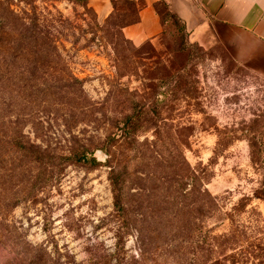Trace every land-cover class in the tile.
I'll return each instance as SVG.
<instances>
[{
	"label": "rangeland",
	"instance_id": "obj_1",
	"mask_svg": "<svg viewBox=\"0 0 264 264\" xmlns=\"http://www.w3.org/2000/svg\"><path fill=\"white\" fill-rule=\"evenodd\" d=\"M0 3L56 50L38 80L0 85V264H264V79L169 16L134 44L140 2ZM131 107L133 141L104 151ZM15 128L48 153L43 167L13 146ZM82 148L96 167L61 159Z\"/></svg>",
	"mask_w": 264,
	"mask_h": 264
},
{
	"label": "crops",
	"instance_id": "obj_2",
	"mask_svg": "<svg viewBox=\"0 0 264 264\" xmlns=\"http://www.w3.org/2000/svg\"><path fill=\"white\" fill-rule=\"evenodd\" d=\"M139 22L126 28L136 45L164 32L155 5L164 2L184 24L191 42L221 46L236 65L264 79V0H144ZM264 215V205L260 207Z\"/></svg>",
	"mask_w": 264,
	"mask_h": 264
},
{
	"label": "trees",
	"instance_id": "obj_3",
	"mask_svg": "<svg viewBox=\"0 0 264 264\" xmlns=\"http://www.w3.org/2000/svg\"><path fill=\"white\" fill-rule=\"evenodd\" d=\"M87 1V0H84ZM129 4L135 5L137 2H140L142 7L145 5L144 0H126ZM163 8L162 10L160 8ZM141 10V9H140ZM155 10L159 14L162 25L164 26V32L166 29L167 22L165 21V17L169 16L174 21H177L182 29L184 30L186 37L187 31L182 23V21L173 13H171L169 6L160 2L155 5ZM139 22V14L138 20L129 25H136ZM163 32V33H164ZM38 29L35 25L27 23L21 18L17 17L9 7H2L0 3V85L4 86L7 82H12L13 80L21 81L23 78L27 80H38L36 77L39 74L40 69H45L48 64V60L51 58L52 54L56 51L52 44H49L45 40L39 37ZM35 60L37 64H30V70L27 68L21 69L20 67H14L17 62L25 61V59ZM37 60L39 62L37 63ZM47 62V64H46ZM40 65V68H39ZM75 84L79 83L76 80ZM75 85H67L64 88L71 89L74 88ZM7 90H9L7 88ZM14 91V90H11ZM43 92V91H42ZM11 93V92H10ZM138 122V118H135V114H133V108L131 107V113L123 116L121 119H115L112 122V129L115 131L110 134L107 138V143L102 146L104 151L110 147L115 146L118 143L119 139L123 141L132 142L133 136L130 134L131 129L136 126ZM7 130L8 128L5 126L4 121L0 120V139L7 138ZM16 130V128H15ZM18 137H17V136ZM14 139L13 146L17 151L23 152V155L28 153H36V163L38 165L44 166L43 156L48 155V153L40 151V149L30 143V141H26L27 138H24L21 133H18L16 130V134L12 136ZM25 139V140H24ZM2 140V139H1ZM49 156V155H48ZM56 158V157H55ZM2 159V158H1ZM61 159L64 161H68L76 164H84L90 167H96L98 164L96 159L93 156V151L88 148H82L80 151H74L69 156H63ZM1 162V161H0ZM118 175L117 173L113 174L112 178V188L115 196V208L116 212L119 214L121 219L126 221L125 207L123 206V202L121 200V195L119 194L120 189L118 188ZM185 180L190 182V185H193L195 181H197V177L195 175H188ZM202 205L203 207H207L211 209L214 207L215 203L210 194L207 192L202 193ZM201 224L204 222L200 221ZM119 232V238H122L125 235V230ZM124 231V233H122ZM209 238V237H208ZM203 244L207 245L208 241L203 240ZM208 246V245H207ZM202 252L207 253V247L202 248Z\"/></svg>",
	"mask_w": 264,
	"mask_h": 264
}]
</instances>
